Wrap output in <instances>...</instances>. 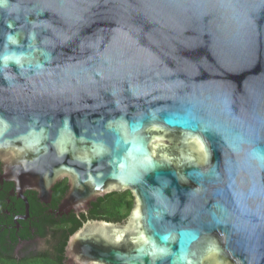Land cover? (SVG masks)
I'll return each mask as SVG.
<instances>
[{
	"label": "water",
	"instance_id": "obj_1",
	"mask_svg": "<svg viewBox=\"0 0 264 264\" xmlns=\"http://www.w3.org/2000/svg\"><path fill=\"white\" fill-rule=\"evenodd\" d=\"M0 179L130 191L66 264H264V0H0Z\"/></svg>",
	"mask_w": 264,
	"mask_h": 264
},
{
	"label": "flooded vegetation",
	"instance_id": "obj_2",
	"mask_svg": "<svg viewBox=\"0 0 264 264\" xmlns=\"http://www.w3.org/2000/svg\"><path fill=\"white\" fill-rule=\"evenodd\" d=\"M6 183L8 182L0 179L1 256L5 258L13 257L17 262H22L28 257L34 258L47 254L54 256V248L60 240L59 235L65 232L70 226L75 225L74 222L68 223L62 220L64 215H69L71 212L67 214L60 213L58 209L59 205L55 208L51 205L52 199L49 203H43L36 192L30 191L35 193L33 195L43 204L39 207V213L32 215L31 204L27 194L28 191L24 193L29 203V209L26 212L25 202L17 195V192L13 188L14 185L7 186ZM22 202L24 204L23 207L19 205ZM87 212L80 213L79 216L73 212L78 218L79 224L82 225L86 221V219H83V215H87ZM63 264H66L65 261Z\"/></svg>",
	"mask_w": 264,
	"mask_h": 264
},
{
	"label": "trees",
	"instance_id": "obj_3",
	"mask_svg": "<svg viewBox=\"0 0 264 264\" xmlns=\"http://www.w3.org/2000/svg\"><path fill=\"white\" fill-rule=\"evenodd\" d=\"M7 186H13L12 183H6ZM68 189L67 180L64 179L62 181H58V183L53 187V196L51 205L53 208L59 205L61 199L65 195ZM29 202L31 204L32 215L39 213V207L43 205L40 203L36 197L33 195L35 193L28 191ZM20 206H24L23 202L19 204ZM133 206V197L130 191H122V192H112L106 194L103 197L97 198L96 201L90 204L87 215H83V219L85 220H105L108 222H122L124 221ZM64 222H74L75 225L70 226L65 232L59 233L60 240L59 243L54 248V256L50 255H41L34 258L24 259L22 262H17L13 257H2L0 254V264H63L65 261L64 248L69 236L75 232L81 224L78 223V218L75 216L73 212L69 213V215H64ZM69 220V221H67ZM63 222V223H64ZM62 223V224H63ZM60 224V226H62ZM68 227V226H67Z\"/></svg>",
	"mask_w": 264,
	"mask_h": 264
}]
</instances>
